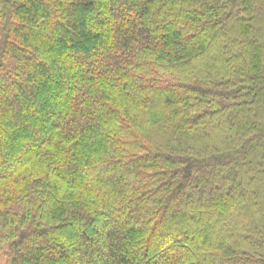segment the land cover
Returning a JSON list of instances; mask_svg holds the SVG:
<instances>
[{
    "label": "trees",
    "instance_id": "1",
    "mask_svg": "<svg viewBox=\"0 0 264 264\" xmlns=\"http://www.w3.org/2000/svg\"><path fill=\"white\" fill-rule=\"evenodd\" d=\"M6 264H264V0H0Z\"/></svg>",
    "mask_w": 264,
    "mask_h": 264
},
{
    "label": "rangeland",
    "instance_id": "2",
    "mask_svg": "<svg viewBox=\"0 0 264 264\" xmlns=\"http://www.w3.org/2000/svg\"><path fill=\"white\" fill-rule=\"evenodd\" d=\"M0 264H6V259L3 253H0Z\"/></svg>",
    "mask_w": 264,
    "mask_h": 264
}]
</instances>
